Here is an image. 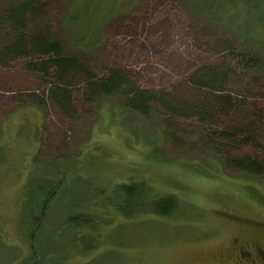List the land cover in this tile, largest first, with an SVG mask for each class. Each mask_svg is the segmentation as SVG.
<instances>
[{"label": "rangeland", "instance_id": "1", "mask_svg": "<svg viewBox=\"0 0 264 264\" xmlns=\"http://www.w3.org/2000/svg\"><path fill=\"white\" fill-rule=\"evenodd\" d=\"M10 1L0 0V8ZM223 1L39 0L66 53L95 68H125L146 90L193 95L188 74L205 64L234 63L221 51L226 42L234 54L257 56L259 68L240 73L232 88L240 84L256 95L246 99V109L264 120V45L230 28L234 7ZM249 1L256 0L236 4ZM19 63L0 66V264H22L32 247L52 249V242L61 246L60 264H235L238 247L264 249V183L230 168L194 120L181 122L186 140L176 141L159 106L141 116L115 96L77 104L70 119L49 98L43 108L34 103L39 81ZM48 181L58 186L36 236L26 212L37 182ZM122 182L147 184L153 195L173 194L179 206L166 217L149 210L124 217L113 194ZM75 211L93 224L87 251L64 224Z\"/></svg>", "mask_w": 264, "mask_h": 264}, {"label": "trees", "instance_id": "2", "mask_svg": "<svg viewBox=\"0 0 264 264\" xmlns=\"http://www.w3.org/2000/svg\"><path fill=\"white\" fill-rule=\"evenodd\" d=\"M226 1H223L226 8L234 7L227 18L230 28L235 27V32L243 35L245 41L264 45V36L258 31L260 25L264 28L263 2L249 1L237 6L236 0ZM81 9L75 10L68 20L74 22L70 17H75ZM45 11V5L39 0H11L0 8V66L9 69L20 62L26 74L38 79L40 97L36 96L34 101L38 107L43 108V99L49 98L67 118L72 119L77 104L93 101L95 96H115L122 107L138 111L141 116H148L155 106H159L168 126L174 130L176 141L186 140L187 132L181 122L194 120L201 127L206 144L220 149L230 168L256 176L264 183V146L260 145L264 141V120L257 111L246 109V99L256 95H251L240 84L238 90L232 88L240 73H251L259 68L257 56L234 54L232 45L226 42L221 51L228 53L234 63L205 64L196 68L186 78L193 95L172 96L141 88L125 68L105 65L95 68L76 55L66 53L62 42L46 25ZM223 13L222 10L216 13V20H221ZM18 99L22 104L26 100L21 94ZM245 147L260 148V151L253 153L248 149L249 152H245ZM199 170L207 172L204 167ZM37 183L35 201L26 212V219L36 236L43 227L46 202L58 186L57 181L55 184L53 181L41 182L42 185ZM113 194L117 210L124 217L138 215L144 210L166 217L179 206L175 195H153L150 186L142 182L116 184ZM39 197L43 199L40 204L36 200ZM64 224L83 251L94 245L93 237L89 236L94 228L87 213L75 211L66 217ZM60 229L56 232L63 235L64 228ZM51 246L52 253H49L51 248L32 247L22 264H60L61 246L55 247L53 242Z\"/></svg>", "mask_w": 264, "mask_h": 264}, {"label": "flooded vegetation", "instance_id": "3", "mask_svg": "<svg viewBox=\"0 0 264 264\" xmlns=\"http://www.w3.org/2000/svg\"><path fill=\"white\" fill-rule=\"evenodd\" d=\"M235 264H264V249L252 247L244 250L243 246L238 247Z\"/></svg>", "mask_w": 264, "mask_h": 264}]
</instances>
